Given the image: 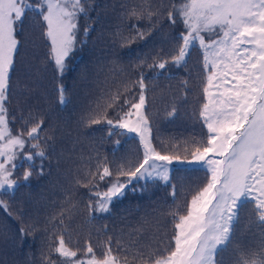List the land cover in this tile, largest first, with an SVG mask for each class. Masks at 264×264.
<instances>
[{
	"label": "trees",
	"instance_id": "1",
	"mask_svg": "<svg viewBox=\"0 0 264 264\" xmlns=\"http://www.w3.org/2000/svg\"><path fill=\"white\" fill-rule=\"evenodd\" d=\"M187 2L65 0L61 64L49 7L21 3L1 92L8 139L21 143L0 155V180L15 183L0 190V264H172L177 223L214 185L218 159L128 182L145 152L118 123L142 103L151 149L169 158H190L218 134L228 142L247 122L264 57V6L240 26L198 33L183 17ZM252 164L217 221L213 264H264V174ZM115 185L125 187L101 210Z\"/></svg>",
	"mask_w": 264,
	"mask_h": 264
},
{
	"label": "rangeland",
	"instance_id": "2",
	"mask_svg": "<svg viewBox=\"0 0 264 264\" xmlns=\"http://www.w3.org/2000/svg\"><path fill=\"white\" fill-rule=\"evenodd\" d=\"M44 1L49 7L46 17L50 28L52 51L55 61L61 64L71 42L72 17L67 9L68 6L62 4L65 0ZM22 2L24 0H0V155L21 143L19 138L8 139L6 124L1 114L3 104L1 92L16 46L12 22L20 15ZM255 4L258 7L264 6L262 3H256V0H188L182 11L191 32L200 33L212 29L223 31L245 23ZM258 76L259 90L254 102L249 106V117L245 126L228 142L218 134L210 148L195 152L190 158H169L153 152L142 103L137 104L128 117L118 123L121 128L140 139L145 152L144 165L128 182L153 178L167 181L172 167L176 165H204L211 156L218 159L214 185L192 201L190 213L177 223L176 240L179 243V250L173 257L172 264H213V255L219 243L217 221L220 214L230 209L233 205L232 201L242 195L245 177L255 159H258L264 174V57L259 63ZM31 132L33 135L36 134L35 129ZM262 180L260 188L264 197V177ZM14 184L0 180V190L11 189ZM124 187V185H115L108 192L101 194L99 208L104 210L111 203L114 195ZM61 248L68 256H72L67 248L63 246ZM89 263L91 261H86L84 264ZM103 264L123 263H118L113 256H108Z\"/></svg>",
	"mask_w": 264,
	"mask_h": 264
}]
</instances>
